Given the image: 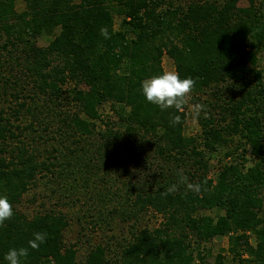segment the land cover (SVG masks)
I'll list each match as a JSON object with an SVG mask.
<instances>
[{"label": "trees", "instance_id": "16d2710c", "mask_svg": "<svg viewBox=\"0 0 264 264\" xmlns=\"http://www.w3.org/2000/svg\"><path fill=\"white\" fill-rule=\"evenodd\" d=\"M162 1L23 0L24 9L16 12L15 0H0V49L26 72L35 89L30 103L10 94L15 101L10 115L34 118L23 128L3 118L0 108V196H7L14 213L0 227V264H7L9 249L28 247L35 232H46V242L39 250L29 248L22 264H207L204 246L195 252L191 238L196 247L226 238L230 261L220 252L213 264H264V72L256 68V54L264 51V0H190L180 10H163ZM114 16L120 17L122 30H115ZM39 40L46 45H38ZM17 51L23 55L21 65L11 57ZM164 54L181 79L196 81L187 103L206 106L197 136L184 134L187 104L182 112L161 110L142 94L143 80L163 74ZM12 79L0 78L2 94L19 80ZM207 90H212L210 101L201 98ZM62 94L76 110L58 113L55 135L62 142L70 139L74 145L91 136L94 122L102 118L99 108L109 104L119 128L101 133L97 149L112 144L138 155V164L145 152H152L170 168L151 188L129 184L125 189L136 212L150 210L161 222L156 229L131 233L113 262L105 258L104 246L78 261L74 246L63 242L68 225L64 214L45 211L28 218L17 208L37 178H48L56 166L66 167L57 162L54 153L59 150L49 143L45 122L53 113L46 105L56 109ZM35 98L46 105L34 104ZM174 115H180L181 123L173 126ZM35 121L43 127L40 135L29 144L21 142L34 135ZM236 138L235 151L241 155L229 151L218 156ZM241 144L242 149L237 147ZM63 148L61 158L75 152ZM248 153L252 160L245 159ZM233 155L235 161L221 163ZM212 160L220 162L213 178ZM172 165L181 166L189 182L206 181L202 191L194 194L181 184L163 196L179 180Z\"/></svg>", "mask_w": 264, "mask_h": 264}, {"label": "rangeland", "instance_id": "374dc122", "mask_svg": "<svg viewBox=\"0 0 264 264\" xmlns=\"http://www.w3.org/2000/svg\"><path fill=\"white\" fill-rule=\"evenodd\" d=\"M189 1L190 0H163L161 8L163 10H180L184 9L185 4L189 3ZM240 5L243 7L245 2L242 1ZM14 7L16 12H21L24 9L23 0H15ZM120 22V17L114 16L115 30H122ZM38 45L44 46L46 42L44 40H39ZM256 55V68L264 72V51L260 49ZM11 57H16L18 64H23V55L18 51L13 52ZM9 58L10 56L0 49V78L3 77L4 79L9 77V79L16 78V81L17 79L19 80L17 84L14 83L12 85L13 89H5L7 95L2 94L0 91V108L4 110L2 115L3 118H9L13 126H21L23 128L24 125L31 123L34 118L28 117L25 119V117L19 116L17 118L18 120L14 119L10 115L11 111L8 109L10 105H14L15 103L11 95H17L19 102L25 100V102L30 103L31 101L28 97L33 95L35 89L32 80L24 75L26 72L20 70L18 66L15 65L16 62H14V64L10 63L8 60ZM161 68L163 72L170 70L175 71L172 60L166 54L161 58ZM12 83L13 81H10V84ZM210 92H212V90H207L205 96H201L202 100L210 101L207 96ZM59 102V106L55 109L52 104H43V100L38 99L37 101L36 98L34 100V104L37 103L38 106L46 105L48 109L50 108L49 111L54 113L49 114L48 118L46 117L45 119V122L49 123L46 135L52 136L47 137L50 141L49 143L59 150L57 153H54L58 158L57 162L62 163V165L65 164L66 167L64 170H60L61 167L56 166L53 168V173L49 175L48 178H37L35 180V185L22 196L21 203L17 207L18 211L28 218L45 211H54L64 214L68 221V225L63 232V242L66 246H74L78 261H83L86 255L96 246H104L106 251L105 258L113 262L117 257V253H119V245L124 243L125 240L130 239L131 233H136L143 228L148 230L156 229L161 222V217L153 214L150 210L136 212L131 206L133 197L130 196L129 191L125 189L129 187V184H136L139 186V189L151 188L161 182L163 177L170 174V168L167 167L166 160L154 157L152 152H145V155H143L145 159H142L138 164L136 163L140 158L138 155L135 156L133 152L129 153L127 151H122L116 146L112 148V144H109L111 147L108 146L109 149L104 151L97 149V146L101 144L98 140L101 133L111 129L115 131L119 128L118 120L116 116L110 112L109 104L102 105L99 108L102 118L94 122V130L91 136L86 137L84 140H78V144L74 145H69L70 139L62 142V140L55 135L58 124L57 121L59 119L58 113L71 114V112L76 110L72 105H69V97H67L66 94H62ZM187 106V119L184 125V134L187 137H194L200 133L199 119L205 113L201 112L200 116L195 118L191 112L192 104L187 103ZM208 111L216 115V111L211 107L208 108ZM42 128L39 122L35 121L32 129L34 135L31 133V135H27L25 138L23 137L24 139H21V142H28L29 144L31 137L34 136V138H36L39 136ZM54 136L57 137L56 141L53 140ZM43 138H45V136H43ZM237 141L236 138L235 141L230 143L221 154H218V156L229 151H234L235 154L241 155L240 151H235ZM38 145L42 150L43 144L38 143ZM66 146H70V149L75 150V152L69 154L68 157L64 159V157L61 158L60 154L64 152L63 147ZM237 147L242 149V144ZM245 159L252 160V157L248 153ZM131 160L133 164H130L129 161ZM235 160L236 156L233 155L232 157L223 159L221 163L229 164ZM68 162L70 163L69 166ZM219 163L216 160L210 161V177H214V174L219 168ZM248 165L250 164H245L246 167ZM172 166L175 168L173 171L176 170L180 174L186 172L183 171L181 166L177 168L174 165ZM121 167H125V169L123 170ZM186 169L188 171L190 170L189 167H186ZM58 176L60 178H58ZM261 196L264 198V191ZM210 215L213 217L214 213ZM250 241L253 242V239L251 238ZM191 243L192 248H195V252L198 251L199 248L201 250L202 246H204L203 248L205 251L203 250L202 254L205 256L207 264H213L215 255L220 252L222 255L226 256L227 261H230V256L226 251V238L212 239L210 242L201 245V247H196L194 238H191ZM207 251H209V254ZM231 264L237 263L233 262Z\"/></svg>", "mask_w": 264, "mask_h": 264}, {"label": "clouds", "instance_id": "9594fccd", "mask_svg": "<svg viewBox=\"0 0 264 264\" xmlns=\"http://www.w3.org/2000/svg\"><path fill=\"white\" fill-rule=\"evenodd\" d=\"M100 33L104 38H109L106 28H101ZM195 84L196 81L193 78L186 77L181 79L178 72L170 70L163 72L161 75L152 76L143 80L141 82V90L146 101L158 106L161 110L173 108L177 112H182ZM191 112L195 118H198L201 112H205L206 114V106L203 104L192 105ZM170 123L173 126L181 123L180 115H174ZM204 183H206V181L202 183L189 182L187 176L179 174L178 183L169 186L161 194L167 196L174 193L181 184L185 185L188 191L199 194L202 191ZM185 195H187V193H185ZM13 215V208L7 196H0V227H3L5 221L10 220ZM47 235L46 232L33 233V239L28 241V247L9 249L4 256V260L7 264H22V258L28 256L29 248L39 250L40 245L46 242Z\"/></svg>", "mask_w": 264, "mask_h": 264}]
</instances>
